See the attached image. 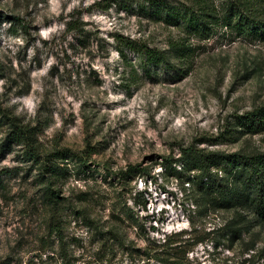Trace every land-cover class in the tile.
I'll list each match as a JSON object with an SVG mask.
<instances>
[{
    "label": "rangeland",
    "instance_id": "obj_1",
    "mask_svg": "<svg viewBox=\"0 0 264 264\" xmlns=\"http://www.w3.org/2000/svg\"><path fill=\"white\" fill-rule=\"evenodd\" d=\"M162 1L0 0V264L264 263V219L230 236L235 212L198 206L189 170L171 161L190 144L264 148V133L226 131L264 104V40L192 36L187 74L146 71L125 41L167 48L180 35ZM15 127L30 128L41 155L66 151L58 208L42 200L22 145L6 142Z\"/></svg>",
    "mask_w": 264,
    "mask_h": 264
},
{
    "label": "trees",
    "instance_id": "obj_2",
    "mask_svg": "<svg viewBox=\"0 0 264 264\" xmlns=\"http://www.w3.org/2000/svg\"><path fill=\"white\" fill-rule=\"evenodd\" d=\"M158 5V11H162V21L178 28L180 35L168 41L167 48L149 46L134 39L125 41V45L136 50L141 57L146 71L162 66L187 74L192 68L196 51L191 43L192 36L208 38L219 29H224V32L232 35L257 36L264 40V0H165ZM69 25L70 22H67ZM228 123L226 131L232 134L233 141L248 134L264 133V104L235 114ZM31 136L30 128L19 127L7 135L6 142L21 144L24 154L37 165L38 173L34 180L40 186L41 198L52 209H56L60 205L56 191L58 180L70 173L65 161L66 151L57 150L41 155L27 145ZM78 161L81 167L82 159ZM171 161L181 163L177 171L180 176L189 170L185 181L193 188L198 206L206 210L235 212V221L226 227L230 236L239 238L242 230H246L247 224L250 225L253 219H264V148H241L228 152L190 144L181 146L180 155ZM79 211L83 223L90 226L91 222L82 210H73L76 215H79ZM246 214H251L252 218L248 219ZM51 221L50 227L60 232V221L55 217ZM258 251L264 256V247ZM164 264L191 263L185 262L182 257L173 256L165 260Z\"/></svg>",
    "mask_w": 264,
    "mask_h": 264
}]
</instances>
